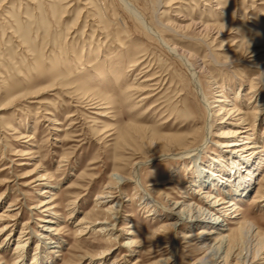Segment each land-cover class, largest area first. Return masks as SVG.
Returning a JSON list of instances; mask_svg holds the SVG:
<instances>
[{
  "label": "rangeland",
  "instance_id": "obj_1",
  "mask_svg": "<svg viewBox=\"0 0 264 264\" xmlns=\"http://www.w3.org/2000/svg\"><path fill=\"white\" fill-rule=\"evenodd\" d=\"M132 1L148 21L152 19L150 0ZM204 2L184 0L178 8L176 4L169 10L162 7L157 19L172 21L178 10L180 28L171 32L158 23L155 26L187 53L208 96L216 97L214 90H232L233 103L254 124V136L259 135L264 129L263 85L256 84L248 100L251 79L258 70L229 57L238 52L241 43L245 42L241 57L252 53H244L246 42L261 39L264 44V0H218L219 5L212 0ZM206 24L223 26L225 33L213 40L214 33L203 28ZM136 58L138 63L129 67ZM136 81L146 85L138 87ZM194 91L184 65L146 35L116 0H0V215L14 213L12 218L2 216L0 220V225L12 224L9 245L0 246V260L14 264L15 238L20 229L37 231L40 221L33 215L37 213L34 206L46 198L50 200L44 207L54 205L49 212L57 213L56 223L61 226L57 233L60 246L46 250L52 258L49 264H155L165 257L167 263L163 264H176V258L179 264H203L197 260L202 253L192 241L181 243L178 253L169 257L174 233L160 229L162 218L148 215L138 205L143 191L140 188L136 193L132 184L122 186L127 196L112 192L124 201L118 211V226L122 227L112 230L118 235L108 243L91 230L102 223L105 206H96V198L107 189L105 184L119 155L126 157L123 175L133 157L147 158L137 178L156 200L160 197L154 189L160 188L172 201L183 195V180H189L193 167L187 159L171 158L168 153L184 145H201L203 156L218 153L213 142L223 138L211 136L205 143L202 127L206 112ZM87 98L102 103L92 107ZM248 101V105L260 103L261 113L255 118L246 106ZM52 118L59 123H51ZM220 127H213L211 134L221 135L225 129ZM108 128H113L115 135H107L112 129L100 133ZM258 145L261 148L263 143ZM159 153L163 155L157 156ZM172 169L177 172H170ZM262 171L254 176L250 191L240 202L241 216L253 224L259 237L264 234V198L255 189ZM39 174L50 175L48 193L38 194L45 184L29 183ZM170 176L176 181L162 184ZM10 201L14 204L7 206ZM83 216L88 223L78 222ZM86 224L90 227H85L83 234H75L78 225L83 228ZM128 225L135 240L129 257L128 246H121L129 236ZM180 230L178 227L175 232ZM35 239L32 235L25 246L24 264L32 259ZM102 249L106 251L103 257L98 255ZM261 253V259L253 264H264ZM230 260L233 263L234 259Z\"/></svg>",
  "mask_w": 264,
  "mask_h": 264
},
{
  "label": "bare ground",
  "instance_id": "obj_2",
  "mask_svg": "<svg viewBox=\"0 0 264 264\" xmlns=\"http://www.w3.org/2000/svg\"><path fill=\"white\" fill-rule=\"evenodd\" d=\"M116 1L120 4L123 10L128 13L132 20L140 26V29H142L146 35L154 38L172 57H175L187 69L193 89L197 91L194 92L197 96L199 95L202 102L201 104L204 106L206 112L202 127L203 136H205V143L211 141V136H218L223 139H217L216 142H213L219 151L218 153H212L210 156H203L204 148H199L201 145H197L196 147H185V145L176 147L175 151L168 153V155L166 154L171 158L187 159V163H190L193 167V171H191L193 173L188 176L190 177L189 180H183V185L185 184L183 186L185 189L181 191L183 192V195L179 199L172 201H170L168 194L162 192L160 188L154 189L156 196H158V198L160 197V201L156 200L147 190H145L144 183L137 178L140 167L145 163L147 158L140 159L137 156L133 157L130 169L125 175H123L125 168L122 167V161L124 160L123 158L126 159V157L119 155L117 159H114V161L116 160L117 166L115 170L110 173L109 179L105 184V189H107L100 191L96 198V206H105L103 209V220H101L102 223L91 230L96 234H100L108 243L111 242V238L113 239L118 235L114 234L112 230L113 227H115L117 232L122 227L118 226V222L121 218L118 216V211L120 207L124 205V201L119 200L120 197L112 195V192L116 191L118 193L117 195L124 194L127 196V194L124 193L122 186L132 184L136 193H138L140 188L143 191V193L139 192L138 205L144 209L145 213L147 212L148 215L162 218L164 222L159 226L160 229L162 228L165 232L174 233V237L170 240V258L174 257L175 253H178V247L181 243L192 241L195 250L202 253L197 260L203 264H253L255 261L261 259V252H264V234L262 237H259L258 230L253 227V224L248 219L241 216L240 202L242 201V198L246 196L247 192L250 191L253 182L252 179L259 171H262L261 169L264 165V136L261 135L264 134V129L261 134L254 136V124H250L247 121V118L245 117L246 115L244 116L245 113L241 110V107L233 103L232 100L235 98L229 96L230 93H232V90H214V92H216V97L208 96V93L201 89L195 65L191 62L188 55H186L187 53L185 54V52H183V50H181V48H179L174 42L166 39L161 31L156 28L155 24L158 23V25L166 31L174 32L175 27L181 25L178 10L173 14L174 18H177V21L173 20V18L172 21L168 20L167 22L165 21V23H162L157 19L156 15L161 12L159 9L162 7L167 10L175 4V8L181 7L184 0H150L149 4L152 19L149 21L151 22L146 19L145 12L143 13V11L139 9L132 0ZM201 1H203V5L206 4L204 0ZM212 1L215 2L214 4L219 5L218 0ZM203 28L214 33L213 40L219 38L225 33V27L223 26L206 24ZM244 45L245 42L241 43L238 52H235L230 56L229 60H239L241 63L257 68L258 72L254 74L251 79L253 82L251 83V89L249 91V93L251 92L248 97L249 100L255 93L254 90L256 88L254 89V87L256 84L260 83V85H263L264 87V44L261 39L246 42L244 53H252L247 57L245 55L241 57V53H243L242 47ZM257 45L258 47L254 49L253 46ZM209 56L213 58L212 54ZM137 59L138 58L133 61L131 60L129 67L136 65L138 63ZM136 83V86L138 87H144V85H146L145 83L141 85L138 81H136ZM258 89H260V87ZM240 90H242L241 84H238L236 93L239 94V97L241 95ZM85 97L86 96L83 98ZM100 98L98 101H100ZM143 98L141 97V99H139L143 100ZM95 100L93 101V98H87V101L94 104L92 107H97L96 105L102 103L101 101L97 102ZM258 101L259 100L257 99L256 102ZM249 102L250 101L247 102L246 106L251 107L255 118L261 113V107H259L260 103L248 105ZM95 113L101 114L102 112ZM68 116H72V113H69ZM50 120H52L51 123L53 124L59 123L54 118ZM70 122L71 120H69L68 123ZM215 126H222L220 128L225 129L220 131L221 135H217L216 133L213 135L211 134L212 128ZM111 129L112 132L107 135H115V130H113V128L104 129L103 131H100V133ZM260 142L263 143V146L258 148V143ZM161 155H163V153H159L157 156ZM16 164L21 163L17 162ZM187 166L188 165L186 164L185 169H187ZM170 172L176 173L177 171L172 169ZM262 172V175L259 176L260 183L264 179V169ZM91 175L94 177V172ZM43 179H46L45 182H43ZM48 180H50V175L39 174L38 176L33 177L29 183L34 186L45 184V187L39 189L38 193L44 194L49 192L48 187L50 188V183ZM175 181L176 177L170 176L169 179L162 184L166 185V183L170 184ZM259 182H257L258 187L255 190L257 195L263 199L264 180L263 185H259ZM149 184L150 183L147 185ZM161 192L164 194H161ZM136 193L135 196L137 197ZM160 194L163 195V197ZM145 195L153 198L149 200ZM115 197L116 199L113 201L112 199ZM132 198L134 197L132 196ZM49 200L50 199L46 198L40 199L38 205L34 206L37 213L33 215L36 216V220L40 221V224H37L39 227L37 231L34 233L33 231L25 229L24 231L23 229H20L17 238H15V244L12 250V254H15L13 259L14 264H24V259L27 255L25 246L32 241V235L33 237L35 236L36 239L32 259L29 264H49L52 261V258L49 257L46 250L48 249V251H51L50 249L60 246L61 239L58 237L57 233L61 226L56 223L57 213L49 212V209L54 205L44 207ZM124 200L130 199L125 198ZM13 204L14 203L10 201L7 206ZM6 210L10 209H4L3 211ZM128 214V212H125L124 215ZM2 216L12 218L14 213L11 215H0V220ZM86 220L88 219L83 216L78 222L88 223ZM26 222L27 220L24 221V224ZM49 222L53 223L50 224ZM230 224L233 225V228L229 226ZM11 225L10 222L0 225V235H3L0 240V243L2 244H0V246L2 247H7L9 245L11 238L10 233L12 231ZM195 226L199 227V229L194 231L193 228H195ZM85 227L89 228L90 225L88 226L86 224L83 228L78 225L75 229V234H83ZM178 227H180L181 230L175 232ZM224 230H227V232H224ZM158 231H156V234H158ZM126 234L129 236L125 238V241L121 246H128L125 250L129 257V255L133 254L130 245L135 244V240L132 238L133 231L130 226L126 231ZM105 248L107 249V247ZM105 252L106 251L102 249L98 255L103 254V257L105 256ZM166 259V257L160 258L155 264L167 263ZM230 259H234L233 263H230ZM115 261L116 260H112V262ZM175 261L177 262L176 264H179L177 258ZM0 264H5V261L0 260Z\"/></svg>",
  "mask_w": 264,
  "mask_h": 264
}]
</instances>
